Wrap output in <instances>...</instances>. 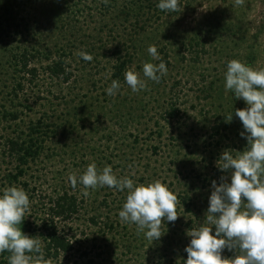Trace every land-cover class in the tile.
<instances>
[{"label":"rangeland","instance_id":"rangeland-1","mask_svg":"<svg viewBox=\"0 0 264 264\" xmlns=\"http://www.w3.org/2000/svg\"><path fill=\"white\" fill-rule=\"evenodd\" d=\"M136 1L0 0V116L19 115L0 126V189L26 191L30 205L21 229L40 236L52 264H183L186 231L206 218L211 181L230 175L216 165L220 154L243 151L247 143L239 118L227 121L246 105L225 89L224 73L233 59L264 69V0H178L175 11H161L158 0H148L128 21L123 12ZM10 19L19 33L10 30ZM150 45L169 62L158 82L143 76L144 62H160L148 53ZM16 47L40 52L33 62L40 73L18 98L10 67ZM118 48L133 52L129 69L146 83L133 92L125 82L111 96L105 90L114 80ZM47 55L52 61L65 57L69 82L48 76ZM39 121L47 125L42 153L14 182L9 175L17 174V162L6 140L25 136ZM92 162L98 169L111 165L118 178L136 184L161 180L177 196L179 217L164 222L160 240L150 241L120 219L127 189L72 185L69 175H81ZM65 192L80 207L70 220H55L73 245L71 253L55 258L46 253L42 221Z\"/></svg>","mask_w":264,"mask_h":264},{"label":"clouds","instance_id":"clouds-1","mask_svg":"<svg viewBox=\"0 0 264 264\" xmlns=\"http://www.w3.org/2000/svg\"><path fill=\"white\" fill-rule=\"evenodd\" d=\"M242 0H236L241 3ZM161 11H175L178 0H158ZM148 53L160 60L158 64L144 62L143 76L158 82L167 73L165 62L160 59L157 47L150 45ZM84 60H91L81 52ZM225 89L246 105L236 109L227 121L238 117L242 123L239 135L246 140L243 151L225 149L216 165L222 172L219 182L211 181V192L203 223L186 231L189 238L184 248L187 259L183 264H264V69H253L239 60L227 62ZM125 82L133 92L145 87V80L135 69L124 74ZM120 88L118 80H112L106 88L114 96ZM235 152L234 156L232 153ZM73 186L85 189L108 186L118 191L128 190L126 200L118 215L123 222L137 226L150 241H158L164 235V222H175L177 196L161 180L136 184L128 177L118 178L111 167L98 169L90 163L79 176L68 177ZM88 195L87 191L83 193ZM30 205L23 188L9 186L0 189V252L8 251V264H52L42 253L40 236L24 233L21 223ZM225 250L234 251L225 257Z\"/></svg>","mask_w":264,"mask_h":264},{"label":"trees","instance_id":"trees-1","mask_svg":"<svg viewBox=\"0 0 264 264\" xmlns=\"http://www.w3.org/2000/svg\"><path fill=\"white\" fill-rule=\"evenodd\" d=\"M146 2H148V0L129 2L130 7L123 12L125 18L129 21V17H133V12L142 10L143 7L141 5ZM148 3L150 4V2ZM149 6L153 7L154 5ZM144 8L146 9L147 7ZM135 9L138 10L136 11ZM8 22H10V24H8L10 25V30H13L15 27L17 28L16 31L19 33L20 27L18 25H14V23H12V19ZM141 29L144 30V27ZM136 35L137 34L135 33V36ZM117 52L119 55L117 56V63L113 77L114 80H118L121 85L125 84L124 74L127 70H129V67L132 66L134 55L132 54L133 52H125L120 48L117 49ZM34 53L35 52L22 49L21 47H16L12 52L10 67L14 77V82H12V93L15 98H18L19 93L24 91L26 85L33 84L40 73V70L36 67V65H33V62H35L37 57L40 56V52L36 51V53ZM46 61L48 62V65L45 68V72L51 79L61 80L64 83L71 80V67L70 64L66 63L64 56H61L58 61H52L50 55H47ZM164 62L169 64L167 58ZM176 113L177 111L173 109L169 112V116L174 118ZM9 119L16 122L19 119V115L9 112L3 113L0 116V126L4 121H8ZM45 126L47 125L44 122L39 121L36 125L33 124L29 128V133L25 136L22 134L17 138H9L6 140L5 145L7 147V153L17 162V174L9 175L13 178L14 182H18L19 178L25 176V172L29 164L31 162H35L40 157L43 150V144L45 143V133L43 132V127ZM77 200L78 199L75 196L69 195V193L65 192L52 201V207L48 210L49 219L42 221V228L45 232L44 242L46 243V253H48V256L58 258L60 255H67L72 252L73 245L71 242L59 232L58 228L53 225H55L56 219L65 221L70 220L73 215L78 213L80 204H78ZM92 222L95 223L94 220H92ZM231 254L232 255H230V257L234 255V251H231ZM9 255L10 253L8 251L0 252V259H8Z\"/></svg>","mask_w":264,"mask_h":264}]
</instances>
